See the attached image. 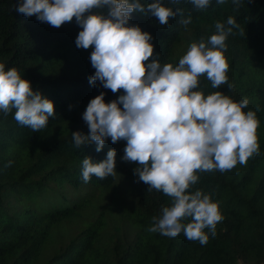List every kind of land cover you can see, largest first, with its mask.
<instances>
[{
	"label": "trees",
	"instance_id": "trees-1",
	"mask_svg": "<svg viewBox=\"0 0 264 264\" xmlns=\"http://www.w3.org/2000/svg\"><path fill=\"white\" fill-rule=\"evenodd\" d=\"M21 0H0V63L16 68L34 92L54 104L55 116L40 131L21 126L14 112H0V264H264V0H233L197 10L189 0L163 5L184 15L160 25L150 13H132L129 26H139L153 39V57L177 66L192 42L215 34V23L235 19L225 43L228 84L212 88L199 77L205 96L220 91L234 102L249 100L254 111L259 155L225 172H197L189 193L202 190L218 203L223 217L207 244L147 231L171 198L139 181L135 162H124L126 141L106 140L102 151L93 143L76 147L72 133L89 134L82 119L91 99L105 93V103L123 93L89 84L95 69L93 49H78L82 29L75 18L59 28L16 11ZM147 8L154 0H139ZM106 13V9H94ZM191 17L186 27L181 18ZM243 32V34H241ZM122 108V105L120 106ZM116 151V175L85 183L82 161L102 162ZM9 162H11L9 164ZM189 222L185 220L184 223Z\"/></svg>",
	"mask_w": 264,
	"mask_h": 264
},
{
	"label": "clouds",
	"instance_id": "clouds-1",
	"mask_svg": "<svg viewBox=\"0 0 264 264\" xmlns=\"http://www.w3.org/2000/svg\"><path fill=\"white\" fill-rule=\"evenodd\" d=\"M189 2L197 10L211 4V0ZM170 3L179 4L180 0ZM217 3L222 5L225 0ZM233 4L239 8L240 0H233ZM146 10L160 25L184 15L179 7L164 6L163 0H154L147 8L139 0H21L16 5V11L25 17L35 16L55 28L75 18L82 29L76 47L93 49L90 62L95 73L89 84L98 81L113 93L123 90L124 94L109 103H105L103 92L90 100L82 116L89 134L72 133L75 146L94 143L100 152L109 138L113 144L126 141L122 160L139 165L134 175L149 186L148 192H162L172 201L162 207L160 216L152 218L147 231L171 238L183 232L188 240L205 245L209 236L204 230L215 237L216 225L223 217L209 194L188 192L199 179L197 172L229 171L259 155V120L254 111H243L249 100L234 102L220 91L205 96L195 90L201 75H206L214 89L228 84L225 41L240 26L232 17L226 24L215 23V34L207 41L201 38L190 43L177 66H162L158 54L150 61L153 37L139 26H129L132 13ZM179 23L186 27L191 17L181 18ZM228 89H232L231 84ZM13 110L17 123L33 131L45 128L55 116L52 101L34 92L16 68L5 71L0 63V112L7 115ZM115 169L116 151L111 149L102 162L84 157L81 174L87 183L92 176H115Z\"/></svg>",
	"mask_w": 264,
	"mask_h": 264
}]
</instances>
